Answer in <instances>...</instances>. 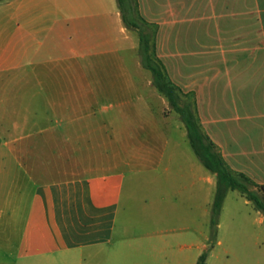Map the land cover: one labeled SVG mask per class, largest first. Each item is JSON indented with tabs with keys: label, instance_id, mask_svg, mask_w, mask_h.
<instances>
[{
	"label": "crops",
	"instance_id": "0c3cea01",
	"mask_svg": "<svg viewBox=\"0 0 264 264\" xmlns=\"http://www.w3.org/2000/svg\"><path fill=\"white\" fill-rule=\"evenodd\" d=\"M139 4L157 47L160 31L187 30L190 47L202 38L205 69L218 40V85L198 75L197 107L230 168L264 184V0ZM131 29L117 0L0 2V264H197L205 252L217 179L181 163L154 113L167 102L138 80ZM190 47L187 60L173 53L189 84ZM248 237L237 264H259L258 237Z\"/></svg>",
	"mask_w": 264,
	"mask_h": 264
},
{
	"label": "rangeland",
	"instance_id": "374dc122",
	"mask_svg": "<svg viewBox=\"0 0 264 264\" xmlns=\"http://www.w3.org/2000/svg\"><path fill=\"white\" fill-rule=\"evenodd\" d=\"M131 2V3H130ZM139 0H127L124 4V14L126 17V20L128 23L131 24V37L133 41V50H132V56L133 58H138L141 63V76L138 78L141 84H146L150 89L155 88L153 84V76L152 73L146 69L141 62L140 58V50H141V36H144L149 41L150 46V55L153 56L155 59L156 57L161 60L164 69H165V75L168 79V81L177 87L179 94V105L185 106L190 105L193 106L196 103V112L198 116V122L202 129H204L202 122L206 124L208 130L216 135L217 142L215 143L217 146V149L219 151V143H218V127L215 125H211V118L210 116H206L203 113V110L197 107L198 103V95L202 90V83H199V78L203 77V72L205 69L204 66V49L205 46L203 44L202 38L198 39L195 38L196 44L193 47H190L187 44V36L188 31L187 30H179V31H172V30H166V31H160V37L163 35L165 39V44H160L159 47H157V39H156V32L157 30L152 24L147 23L139 14ZM136 25L137 28L134 26ZM201 37H202V31ZM179 33V36L181 38L183 37L184 42L183 44L180 43L177 45L171 44V37L174 34V38L177 37ZM160 42H162V39H160ZM217 45L211 44L208 46L211 47L212 52V62L206 63V73L209 74L210 77L214 78L216 81V85H218V74L220 71V56H219V44L218 40L216 41ZM190 47V51L195 50V75L196 77L192 78V83H188L187 75V69L188 67H184L183 71L181 72V75H184V78L178 79V64L177 58L173 56L174 54H177L179 52L180 54L185 55L188 52V48ZM184 57V56H183ZM181 63V62H180ZM182 64V63H181ZM186 71V72H185ZM200 75V77H198ZM191 80V79H190ZM157 90V89H156ZM159 93V91L157 90ZM164 100L167 102V107H164V110L161 111L159 107V102L154 105V113L157 116V119L161 121V123L164 125L165 132L168 134L169 138L170 136L172 139L177 140L179 142L178 150L183 158L180 156L181 160H191L197 163L199 166H203L201 162L199 161L198 157L196 156L195 152L193 151L188 137H183L182 132H177L175 127L176 124L179 122L181 128H185L183 123L180 120V115L171 108L169 101L167 98L159 93ZM199 104V103H198ZM195 108V105H194ZM173 144V143H172ZM175 144V143H174ZM181 163H183L181 161ZM214 175V174H213ZM214 177V176H213ZM216 180L214 185L212 186V207H211V216L208 219V222H206L204 227V232L207 236L206 240V250L208 251V258L211 257V261L209 264H237L238 257L240 256L242 258V261L246 262L247 258L246 255L248 254L246 251V246L251 245L250 243L253 241H256V238H249L248 234H254L258 237V240L260 242L259 246V264H264V221H259L258 216L256 215V209L252 210V206L246 208V206L242 203V200L245 201V199L240 195L238 191L230 190L227 193L226 198L228 199V209L226 211H221L219 218H218V224L215 225L213 223V216H212V210H213V203L215 199L216 194ZM225 198V200H226ZM238 199L242 204L235 205V200ZM241 199V200H240ZM253 211V212H252ZM261 217V216H259ZM222 241L223 244L220 245L219 241ZM243 247L244 251L239 254L238 248ZM226 251H229L230 253L227 254Z\"/></svg>",
	"mask_w": 264,
	"mask_h": 264
},
{
	"label": "trees",
	"instance_id": "16d2710c",
	"mask_svg": "<svg viewBox=\"0 0 264 264\" xmlns=\"http://www.w3.org/2000/svg\"><path fill=\"white\" fill-rule=\"evenodd\" d=\"M4 0H0L2 2ZM127 0H117L118 6L123 14V19L128 26L131 24L127 22L124 14V4ZM131 1V0H130ZM131 3V2H130ZM135 28L136 25L134 26ZM141 36V50L140 58L142 65L148 69L153 76V84L159 93L163 94L171 108H173L179 115L183 123L190 145L198 157L201 164L215 175L217 179V188L215 199L213 203L212 218L215 225L218 224V218L222 210L224 200L230 190L238 191L254 208L264 216V184H257L242 173L233 171L227 164L217 149L216 144L203 131L196 112V103L194 105H179V92L177 87L171 84L166 75L165 69L160 59H156L150 55L149 41ZM208 251L205 250L200 256L197 264H206L208 259Z\"/></svg>",
	"mask_w": 264,
	"mask_h": 264
}]
</instances>
